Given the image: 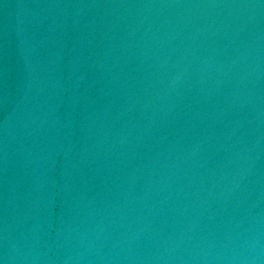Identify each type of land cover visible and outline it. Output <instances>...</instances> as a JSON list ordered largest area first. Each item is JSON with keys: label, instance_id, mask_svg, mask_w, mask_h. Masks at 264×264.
Returning <instances> with one entry per match:
<instances>
[{"label": "water", "instance_id": "1", "mask_svg": "<svg viewBox=\"0 0 264 264\" xmlns=\"http://www.w3.org/2000/svg\"><path fill=\"white\" fill-rule=\"evenodd\" d=\"M0 264H264V0H0Z\"/></svg>", "mask_w": 264, "mask_h": 264}]
</instances>
